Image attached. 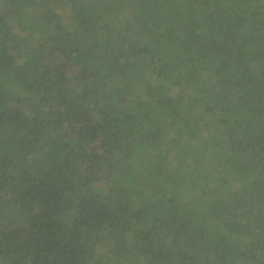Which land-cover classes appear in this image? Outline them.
I'll return each instance as SVG.
<instances>
[{
  "label": "trees",
  "instance_id": "trees-1",
  "mask_svg": "<svg viewBox=\"0 0 264 264\" xmlns=\"http://www.w3.org/2000/svg\"><path fill=\"white\" fill-rule=\"evenodd\" d=\"M0 264H264V0H0Z\"/></svg>",
  "mask_w": 264,
  "mask_h": 264
},
{
  "label": "rangeland",
  "instance_id": "rangeland-1",
  "mask_svg": "<svg viewBox=\"0 0 264 264\" xmlns=\"http://www.w3.org/2000/svg\"><path fill=\"white\" fill-rule=\"evenodd\" d=\"M239 186V185H238Z\"/></svg>",
  "mask_w": 264,
  "mask_h": 264
}]
</instances>
